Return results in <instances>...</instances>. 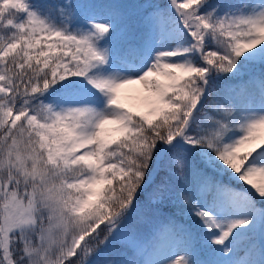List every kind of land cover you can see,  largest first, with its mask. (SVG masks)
I'll list each match as a JSON object with an SVG mask.
<instances>
[{
    "label": "snow or ice",
    "instance_id": "snow-or-ice-1",
    "mask_svg": "<svg viewBox=\"0 0 264 264\" xmlns=\"http://www.w3.org/2000/svg\"><path fill=\"white\" fill-rule=\"evenodd\" d=\"M0 264H264V0H0Z\"/></svg>",
    "mask_w": 264,
    "mask_h": 264
},
{
    "label": "rangeland",
    "instance_id": "rangeland-1",
    "mask_svg": "<svg viewBox=\"0 0 264 264\" xmlns=\"http://www.w3.org/2000/svg\"><path fill=\"white\" fill-rule=\"evenodd\" d=\"M125 2H129V0H125Z\"/></svg>",
    "mask_w": 264,
    "mask_h": 264
}]
</instances>
